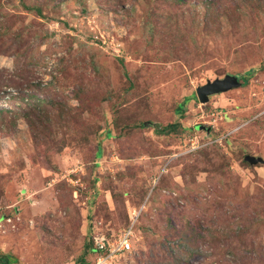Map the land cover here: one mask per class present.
I'll return each mask as SVG.
<instances>
[{
    "label": "rangeland",
    "instance_id": "rangeland-1",
    "mask_svg": "<svg viewBox=\"0 0 264 264\" xmlns=\"http://www.w3.org/2000/svg\"><path fill=\"white\" fill-rule=\"evenodd\" d=\"M3 256L264 264V0H0Z\"/></svg>",
    "mask_w": 264,
    "mask_h": 264
},
{
    "label": "water",
    "instance_id": "water-1",
    "mask_svg": "<svg viewBox=\"0 0 264 264\" xmlns=\"http://www.w3.org/2000/svg\"><path fill=\"white\" fill-rule=\"evenodd\" d=\"M239 85L240 84L236 76L226 75L224 79H217L212 82H207L204 86L198 88L196 90V97L200 102H206L208 95L226 92L228 90L238 87ZM245 161L250 164H256L257 162H261V159L246 156Z\"/></svg>",
    "mask_w": 264,
    "mask_h": 264
},
{
    "label": "built area",
    "instance_id": "built-area-1",
    "mask_svg": "<svg viewBox=\"0 0 264 264\" xmlns=\"http://www.w3.org/2000/svg\"><path fill=\"white\" fill-rule=\"evenodd\" d=\"M131 233L128 231L124 234H122L118 239H116L114 242L109 243L108 245V252L111 255H115L122 251H128L130 249V240ZM103 239L99 241V249H104V243L102 242Z\"/></svg>",
    "mask_w": 264,
    "mask_h": 264
},
{
    "label": "trees",
    "instance_id": "trees-1",
    "mask_svg": "<svg viewBox=\"0 0 264 264\" xmlns=\"http://www.w3.org/2000/svg\"><path fill=\"white\" fill-rule=\"evenodd\" d=\"M185 101L183 102V103H181L180 105H179V109H181L182 108V105L187 101V99H184ZM172 125H167V126H165V127H163V128H160V130H158L157 129V132H160V131H162V132H169L170 130H172V127H171ZM102 253H107V251L105 252H102ZM82 261V260H81ZM0 263L1 264H13L12 263V260H11V258L9 257V256H3V257H0ZM80 264H87V263H84L83 261L82 262H80Z\"/></svg>",
    "mask_w": 264,
    "mask_h": 264
},
{
    "label": "clouds",
    "instance_id": "clouds-1",
    "mask_svg": "<svg viewBox=\"0 0 264 264\" xmlns=\"http://www.w3.org/2000/svg\"><path fill=\"white\" fill-rule=\"evenodd\" d=\"M128 231L131 233V230H126L125 233L128 232ZM123 234H124V233H123ZM120 236H121V235H120ZM120 236H119V237H120ZM101 239H103V238L100 237V238H97L96 240L94 239V243L97 244V246H98V247H96V249L99 251V253H102V252H104V251H105V252L107 251L106 254H109V252H108V248H109L108 245H109V243H112V242H114V241L103 239L102 242L104 243V249H99V240H101ZM131 239H132V238H130V240H131ZM122 252H124V251H122ZM122 252H119V253H122ZM117 254H118V253H117Z\"/></svg>",
    "mask_w": 264,
    "mask_h": 264
}]
</instances>
